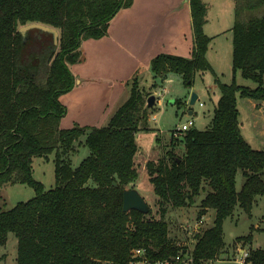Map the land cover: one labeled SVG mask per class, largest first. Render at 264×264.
I'll list each match as a JSON object with an SVG mask.
<instances>
[{
	"label": "trees",
	"instance_id": "obj_1",
	"mask_svg": "<svg viewBox=\"0 0 264 264\" xmlns=\"http://www.w3.org/2000/svg\"><path fill=\"white\" fill-rule=\"evenodd\" d=\"M131 3L0 0V188L26 184L34 190L31 198L0 211V245L9 233L15 236V264H133L144 258L174 263L184 252L192 257L191 264H210L225 249L224 220L237 207L250 216L255 198L264 196V149L243 138L237 107L239 98L264 101V0H233L232 79L217 84L220 95L209 126L182 132L181 156L170 149L157 162L146 163L148 182L158 198L157 216L122 209L123 191L138 177L135 133L146 126L154 106H147L136 80L104 126L60 127L66 108L59 97L74 86L69 64L82 60L81 41L103 37L113 16ZM188 3L191 56L159 53L150 65L155 77L179 74L191 87L195 73L211 70L205 57L210 37L203 32L207 3ZM28 23L58 31L52 55L49 33L31 29L22 38L19 28ZM237 74L254 86L239 84ZM81 137L88 155L72 167L63 155ZM49 154L54 155L55 185L45 188L33 178V159ZM202 193L198 219L210 209L213 222L196 231L188 248L169 237L167 206L188 207ZM254 229L235 242L251 243ZM138 248L144 251L140 256L134 253ZM244 261L264 264V248L249 246Z\"/></svg>",
	"mask_w": 264,
	"mask_h": 264
},
{
	"label": "rangeland",
	"instance_id": "obj_2",
	"mask_svg": "<svg viewBox=\"0 0 264 264\" xmlns=\"http://www.w3.org/2000/svg\"><path fill=\"white\" fill-rule=\"evenodd\" d=\"M137 0L136 2H139ZM161 0L160 2H166ZM168 0L167 2H173ZM208 5L206 22L203 25V32L210 37L205 57L211 70L195 73L191 87H186L179 74L170 73L165 77H155L151 70V60L153 57L148 53L147 47L154 39H162L160 43H173L176 46V37L186 39L187 49L168 51L171 54L188 58L191 56V41L193 40L190 16L178 20V27L168 28L170 21L164 25H157L161 21L154 12L145 11L136 5V11L120 9L111 22V29L108 35L112 42L104 43L98 39H83L80 44L82 53L86 54L85 61L69 64V69L73 75L82 76L89 71L91 75L99 77H117L124 75L129 70V66L134 64L135 58L138 67L137 74L131 75L129 82L125 83L121 89L114 86L113 94L109 100L113 106H108V115H101L104 106L102 99L108 92H101L100 84H96L97 89L73 88L59 97V101L65 106L66 113L61 118L60 127L69 128L74 124L88 126H104L110 115L130 96L129 87L133 80L139 88V93L146 100L149 95H154L155 104L148 112L146 126H140L135 133V143L137 152L135 163L137 165L138 177L132 184L125 188H135L147 203L150 213L147 216L158 215V198L155 197L152 186L148 182L147 161L157 162L167 150L181 156L184 151L182 132L173 136V130L179 129L182 123L188 120L193 121L191 127L202 130L209 126L213 114L214 104L220 95L218 82L229 83L232 79V32L234 21L233 0H204ZM155 2V1H149ZM159 2V1H158ZM158 7V5H157ZM128 11V12H127ZM160 11V10H159ZM125 13V14H124ZM162 16V14H161ZM121 17V18H120ZM120 18V20H119ZM184 33V34H183ZM161 36H157V35ZM163 34V35H162ZM163 36V37H162ZM103 39V38H101ZM151 39L152 41H147ZM170 42V43H169ZM157 44L159 42L157 41ZM155 45H153L154 47ZM180 46V45H179ZM160 47V49H158ZM162 45L155 46V54L166 52ZM168 49V48H167ZM105 56L107 59H105ZM83 61V60H82ZM81 61V62H82ZM87 71V72H84ZM165 79V80H164ZM78 79L75 77V84ZM239 84L254 86L251 80L243 79L236 75ZM76 86V85H75ZM81 89V90H80ZM191 92L197 94V100L189 105L188 101ZM96 94H99L98 96ZM119 94L118 96H116ZM202 102V106L199 105ZM239 111V126L243 138L253 148L264 149V101L247 98H239L237 101ZM189 111L192 113L189 114ZM172 136L173 142H172ZM84 137L79 138L73 145V149L63 156L69 161L72 167L77 166L80 161L88 155ZM53 154L47 158L40 157L33 159V178L41 182L45 188L55 185ZM242 183L240 173L236 176V188L239 189ZM92 183L89 182L88 185ZM34 196L32 187L26 184H6L0 188V211L13 207L17 202L24 201ZM203 193L196 198L195 202L188 207H172L168 205L165 219L168 221V235L180 245H187L191 248L194 241V234L199 229H205L212 224L214 210H208L204 217L198 219L199 200ZM248 216L240 208H236L233 215L226 218L223 223L224 250L218 260L210 264H241L238 262V253H235L237 236H245L250 232V228L264 229V196H257ZM252 232V241L246 245V241L238 242L245 258L247 248H264V230ZM189 251V250H188ZM16 258V238L9 233L7 242L0 245V264H15ZM141 263V262H140ZM143 264V263H142Z\"/></svg>",
	"mask_w": 264,
	"mask_h": 264
},
{
	"label": "crops",
	"instance_id": "obj_3",
	"mask_svg": "<svg viewBox=\"0 0 264 264\" xmlns=\"http://www.w3.org/2000/svg\"><path fill=\"white\" fill-rule=\"evenodd\" d=\"M136 1L137 0H132V3H131L130 6L123 7L122 9H127L128 11H130V10L136 11V8H137L136 5L138 3L139 4V8H141V9H143L145 11L152 12V13L154 12V14L158 16L157 20L158 19L160 20V18H161V21L159 23H157V25H161L162 26L167 21H170V26L168 28H170V29L172 28L173 29V28L178 27V25H179L178 20L181 21L185 17H187V19H188L189 16H190V19H191L188 0H186V2L184 0H174L173 2H167L168 0L166 2H160L161 0H140L139 2H136ZM149 1H155V2H149ZM157 5H158V7H157ZM117 13L110 20L106 34L103 37H101L103 39L100 38V40L101 41L103 40L104 43L112 42V38H111L110 35H108V33H109L110 29H111V27H110L111 26V22L115 18V16L117 15ZM161 14H162V16H161ZM120 18H119V20H120ZM191 28H192V23H191ZM157 36H161V35L159 34ZM182 36L183 35H181L180 37H176L175 40L178 41V43H179L176 46H174L173 43H170V42H169L170 43L169 46L167 45V43H160L162 41V39L160 40V39L157 38V39H154L153 41L151 39H148L147 41H149V42L152 41V43H149L148 47H147L148 53L151 55L150 57H154V56L157 55V54H155V52L157 50H154L153 48L155 46L157 47L159 45H162L163 47H167L168 48V49L164 48V49H166L165 50L166 52H161V53H170L171 54V52H168V51H172V50L173 51H177L178 49H187L188 45L186 43V39H184ZM192 36H193V32H192L191 37ZM192 39H193V37H192ZM157 41L159 42V44H157ZM192 43H193V40L191 41V45L189 46L190 49H191ZM153 45H155V46L153 47ZM158 49H160V47ZM82 54H83L82 55V60L83 61L81 60L82 62L80 61L79 63H83L85 61L86 54L85 53H82ZM105 59H107L106 56H105ZM132 60L134 61V64L132 66H129L128 72H126L124 75H121V76H117V77H110V76L99 77V76H96V75H91L89 71L88 72L84 71V72H87V74H83L82 76H79V77L77 75H74V80H75V77H76L78 79V81H77L76 84L74 82L73 88L74 87L75 88H82L83 87V89H86L87 86H90V89L92 90V89H97L96 88V84H100V90H101L102 93L103 92L105 93V91L108 90L107 94L102 97V99H105V101L101 103V105L104 106V107L102 109V112H100L101 115H108V111H106V109H107L108 106H113L111 103H109V100H110V98H111V96L113 94L114 86H118L121 89H123L122 86L125 85L124 82L125 83L129 82L130 76L131 75L133 76V75L137 74L138 67H135V64L137 63V61H135V58L134 59L132 58ZM96 95L98 96L99 94H96ZM118 95L119 94H117L116 96H118ZM191 113L192 112L189 111V114H191ZM204 215H202L201 218L204 217ZM210 225H208V227ZM240 247H242V246H240V244L237 243L236 244V248H235V253H238V256L240 257L238 262H240L241 264H246L245 261L242 262V259H241V255L242 254L241 253L244 250L241 249ZM244 248L246 249L248 247H244ZM138 264H141V263H138Z\"/></svg>",
	"mask_w": 264,
	"mask_h": 264
},
{
	"label": "water",
	"instance_id": "obj_4",
	"mask_svg": "<svg viewBox=\"0 0 264 264\" xmlns=\"http://www.w3.org/2000/svg\"><path fill=\"white\" fill-rule=\"evenodd\" d=\"M186 2V0H184ZM31 29H38L44 32H47L51 35L54 48L52 50L51 55L55 52L56 46L58 44V31L55 28H52L48 25L42 24V23H28L25 25H22L19 28V32L22 34V38L24 39L25 33ZM50 55V56H51ZM197 100V94L195 92H191L190 98H189V105H192ZM155 103V97L154 95H149L147 98V106L151 107ZM122 209L123 211L127 212L129 210H137L141 213H147L149 210V207L147 203L145 202L144 198L140 195V193L135 188H129L125 189L123 191V198H122ZM243 253V251H242ZM241 253V254H242Z\"/></svg>",
	"mask_w": 264,
	"mask_h": 264
},
{
	"label": "built area",
	"instance_id": "obj_5",
	"mask_svg": "<svg viewBox=\"0 0 264 264\" xmlns=\"http://www.w3.org/2000/svg\"><path fill=\"white\" fill-rule=\"evenodd\" d=\"M199 105L202 106V102H199ZM192 125H193V121L190 119L186 123H182L180 125V128L179 129H174L172 135L173 136L174 135L177 136L182 131H185V130L191 128ZM134 253L136 255H139L140 256V255H142L144 253V251H143V249L138 248V249H135L134 250ZM245 255L247 256V253H245ZM244 259H242V262L244 261ZM174 261H175L174 263H171L169 261L158 260V261H155V262H152L151 263L146 258H144L142 261L134 262L133 264H138L140 262H141V264L142 263L143 264H191L192 257L190 256V254H188V252L179 253V254H177L175 256Z\"/></svg>",
	"mask_w": 264,
	"mask_h": 264
}]
</instances>
